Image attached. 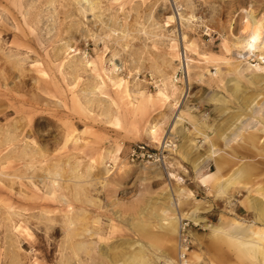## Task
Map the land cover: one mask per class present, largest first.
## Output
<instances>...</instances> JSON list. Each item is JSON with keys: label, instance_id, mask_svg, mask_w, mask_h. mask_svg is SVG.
Returning <instances> with one entry per match:
<instances>
[{"label": "rangeland", "instance_id": "obj_1", "mask_svg": "<svg viewBox=\"0 0 264 264\" xmlns=\"http://www.w3.org/2000/svg\"><path fill=\"white\" fill-rule=\"evenodd\" d=\"M90 1L0 0V264H160L179 218L193 264H264L237 242L264 237V0ZM177 113L164 162H133Z\"/></svg>", "mask_w": 264, "mask_h": 264}, {"label": "bare ground", "instance_id": "obj_2", "mask_svg": "<svg viewBox=\"0 0 264 264\" xmlns=\"http://www.w3.org/2000/svg\"><path fill=\"white\" fill-rule=\"evenodd\" d=\"M80 1V0H79ZM87 2L90 4H88L90 7H92V3L90 0H87ZM77 3V2H76ZM95 5V4H93ZM93 8V7H92ZM253 17V16H252ZM251 19V18H250ZM254 20V19H253ZM251 21V20H250ZM249 21V23H250ZM262 22V21H261ZM251 25H249L248 27V30L245 31V33H243L241 35V38L242 40L240 41V47H243L245 49H252L250 51H254L255 48H260V44H261V41L259 42V35L261 36L262 32H261V29H260V23L259 22H256V21H252V23H250ZM239 39V38H238ZM237 39V40H238ZM240 40V39H239ZM263 42V41H262ZM262 45V44H261ZM238 46V45H237ZM254 46V48H252ZM250 53V52H249ZM237 69V68H236ZM254 78V77H253ZM257 78V77H256ZM264 81V80H263ZM251 82V81H250ZM238 84V83H237ZM235 85V87L231 88V90L233 89V92L235 93L234 96H236V94L238 93L239 89H238V85ZM256 84V83H255ZM261 84V83H260ZM240 92V91H239ZM242 93V92H241ZM243 94V93H242ZM237 95H240L237 94ZM244 95V94H243ZM241 95V96H243ZM247 95V94H246ZM244 96V102L245 104L249 105L251 104V102H253L259 95H255L254 97L252 98H246L247 96ZM252 95V94H251ZM238 96H236L237 98ZM240 97V96H239ZM249 97V96H248ZM241 98V97H240ZM239 98V99H240ZM243 98V97H242ZM225 100V99H224ZM243 100V99H241ZM178 110V109H177ZM182 111V110H181ZM244 113V112H243ZM239 114V113H238ZM264 114V113H263ZM175 115V120H174V124L171 128V133H169L168 131H165V132H162L160 129H158V127H155L152 129V131L148 132L149 136H150V139H152V141L154 143H157L159 144L158 147H160L163 151L167 152L169 151L168 148H170L172 145H173V142H174V131L178 129V125H180V123L183 122L184 120V117L182 116V114H174ZM241 115V114H239ZM262 115V114H261ZM238 117V116H237ZM236 120V119H235ZM240 128V127H239ZM241 129V128H240ZM176 132V131H175ZM240 134V133H239ZM236 135V133H235ZM228 139V138H227ZM195 142V141H193ZM212 151H211V157H214L216 163L218 164V168L220 170V167L222 165V161H221V157L219 158L218 157V147L217 148H214L215 145L212 144ZM168 149V150H167ZM173 149V148H171ZM244 170H242L241 168L238 169L234 174L231 175L230 178H228V181L229 184L231 186H233L234 188L236 187V189L238 188V184H242L241 181L244 177ZM220 195V193H219ZM173 219V218H172ZM180 219V218H179ZM179 219H173V222L171 223L172 224V231L173 234H176L178 235V237H180V230H181V226H182V222L179 221ZM188 219H190L191 221L194 222V224L198 225L200 222H205L204 218L200 215H198L197 213L194 212H191L189 215H188ZM227 223L226 222H220L219 224L213 226V225H207L210 230L212 231L213 235L214 236H217L221 233H226L228 234L229 236H231V238H233L237 232L239 231L237 228H231V229H227ZM174 227H175V230H174ZM234 227H237V226H234ZM78 234V233H77ZM246 237H239L237 238V242H238V246H239V249H240V252H241V249H242V254L244 255H247V256H250L252 259L256 258V255L258 253L257 249H258V245L257 243H260L262 246V250L264 252V237L261 235L260 232L258 231H254L253 229H249L246 233ZM174 247V246H173ZM257 247V248H256ZM260 248V247H259ZM177 251L178 252V243L176 244L175 248H170V249H167V251L165 250H162V255L161 253L160 254H157L155 257L157 258V261L158 262H162V261H169L170 263H173L174 259H171L170 257H167V256H170V253L171 252H175ZM192 253V252H191ZM195 257V255H194ZM190 261L191 263L193 264L192 260H191V257H190Z\"/></svg>", "mask_w": 264, "mask_h": 264}, {"label": "built area", "instance_id": "obj_3", "mask_svg": "<svg viewBox=\"0 0 264 264\" xmlns=\"http://www.w3.org/2000/svg\"><path fill=\"white\" fill-rule=\"evenodd\" d=\"M165 153L166 152L161 148L158 150H150L144 145H135L130 148L129 156L133 162H151L162 164L165 160ZM189 225V222L182 223L176 262L170 263L165 260L160 262V264H192L190 261V253L193 250L194 241L188 229Z\"/></svg>", "mask_w": 264, "mask_h": 264}, {"label": "crops", "instance_id": "obj_4", "mask_svg": "<svg viewBox=\"0 0 264 264\" xmlns=\"http://www.w3.org/2000/svg\"><path fill=\"white\" fill-rule=\"evenodd\" d=\"M191 118H193V117H191ZM230 177H231V176H230ZM230 177H229V178H230ZM227 181H228V178H226V179L224 180V182H223L224 184H223V185H220V184H219V185H218L219 189L222 188L223 186H225V187L227 188V190H228V188L236 189V187L234 188V187L231 186V185L229 184V182H227ZM237 186H238V188L241 187L240 184H238ZM227 190H226V191H227ZM251 200H253V199H251ZM194 255H195V257H194ZM194 255H193V257L196 258V260H200V258H201L200 255H198V254H194Z\"/></svg>", "mask_w": 264, "mask_h": 264}]
</instances>
